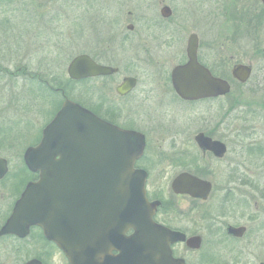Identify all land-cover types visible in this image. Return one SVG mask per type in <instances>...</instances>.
Here are the masks:
<instances>
[{
	"label": "flooded vegetation",
	"instance_id": "obj_1",
	"mask_svg": "<svg viewBox=\"0 0 264 264\" xmlns=\"http://www.w3.org/2000/svg\"><path fill=\"white\" fill-rule=\"evenodd\" d=\"M77 3L84 5L86 27L85 49L76 55L85 54L110 71L70 78L75 83L83 82L85 89H102L98 94L89 93V98L99 104L76 102L103 121L141 135L143 148L133 169L146 174L145 210L154 205L152 222L183 237L169 240L166 264H264L261 259L254 258V263L247 259L252 248L264 250V0H72L73 6ZM42 56L33 70L28 60L14 72L0 64V77L21 73L30 83L26 89H0V148L8 152L0 156L6 162V171L0 177V229L26 186L40 179L39 171L27 166L25 154L40 143L45 127L61 106L55 102L52 108L42 107L41 112L37 106H27V89L41 93L43 98L45 89L55 94L60 89L56 61L43 65L47 58ZM193 57L205 72H195L192 66L180 75L204 76L209 72L226 81L228 87L222 89L229 91L195 99L180 96L172 77ZM244 71L248 74L242 81L238 76ZM232 89H245L250 100L245 111H237ZM209 106L215 107L216 114L207 123L190 132L183 124L178 130L174 127L170 115L185 121L202 115L203 107ZM27 111L37 113L40 123L27 122ZM237 119L243 120L242 127H238ZM138 138H132V146ZM155 141L163 144L154 147ZM237 141H246L240 144V150L258 158L255 164H260L245 166L257 167L259 176L253 180L239 176L245 179L242 183L236 175ZM11 146L20 165H11ZM173 159H178L175 166L179 171L169 187L174 195L184 198H160L150 192V170ZM211 164L217 167L215 175L221 177L219 188L228 191L215 200L216 204L227 208L209 207L213 205L215 184L203 175ZM181 173L208 182V190L198 196L174 192L172 181ZM237 184L248 185V191H237ZM90 227L88 223V231ZM133 234L132 228L123 231L124 236ZM0 243V264H56L58 259L60 264H68L63 250L45 236L40 225H30L24 235L4 233ZM117 253L111 250V254Z\"/></svg>",
	"mask_w": 264,
	"mask_h": 264
},
{
	"label": "water",
	"instance_id": "obj_2",
	"mask_svg": "<svg viewBox=\"0 0 264 264\" xmlns=\"http://www.w3.org/2000/svg\"><path fill=\"white\" fill-rule=\"evenodd\" d=\"M197 65L193 57L176 69L172 81L180 88L175 89L180 96L195 99L229 91L222 89L228 87L226 81L209 72L204 76L180 75L192 66L195 72H205ZM109 71L85 54L76 55L67 65L72 79ZM243 74L238 76L242 81L248 72ZM188 86L214 89H184ZM133 137H139L135 147L131 145ZM140 137L137 132L103 121L65 97L40 143L25 154L27 166L38 170L40 179L26 186L0 235H24L30 225L36 224L59 245L68 264H166L169 240L183 237L152 222L154 205L145 210L146 174L133 169L143 148ZM5 167V160L0 158V177ZM207 183L181 173L173 179L171 188L176 193L198 196L208 190ZM127 228L134 229V234L124 236ZM112 249L118 253L111 254Z\"/></svg>",
	"mask_w": 264,
	"mask_h": 264
},
{
	"label": "rangeland",
	"instance_id": "obj_3",
	"mask_svg": "<svg viewBox=\"0 0 264 264\" xmlns=\"http://www.w3.org/2000/svg\"><path fill=\"white\" fill-rule=\"evenodd\" d=\"M84 10L83 3H77L73 6L72 0H51L47 3H40L39 0H0V64L5 65L8 67L9 71L14 72L16 67L24 64V60H28L29 62L27 61L26 63L30 66L29 68L33 70L35 69V66L39 64L37 60L43 55L42 57L47 58V61H45L43 65H51L53 59L58 65L60 83L58 94L50 93L46 89H43V98L40 96L41 93H34L27 89V106H37L39 107L38 111L41 112L42 107L52 108L55 102L61 105L63 94L69 99H73L83 105H93L94 103L96 105L99 104L97 103L99 101L89 98V93L95 92L98 94L101 93L102 89H85L83 82H73L66 72V67L71 58L76 54L83 52L85 49L86 26L83 24ZM42 24L46 25L42 26ZM55 32L57 36L54 35ZM25 79L26 77H22L21 73H19L17 77H8V75L0 77V89H26V87L30 86V83H26L28 79ZM110 91L114 96V89H111ZM232 93L237 102V104L235 103L237 111H245L248 108L247 103L250 102L245 95V89H232ZM45 96H47V98ZM52 98H54V101ZM214 108L215 107L211 106L203 107L204 112L202 115L198 114L194 117H187L185 121L175 118L174 115L170 116L174 119V127L176 130H178L181 124H183L184 126H187V129L190 132L205 124V121L207 123V121L210 120V117L216 114ZM201 109L202 108H198L197 111H200ZM37 117H39L37 113L27 111V122L35 123L40 121ZM236 123L238 127L243 126V120L237 119ZM41 127L42 126L39 125L37 126V129L40 130ZM10 130L11 132L14 130L11 125ZM27 137L30 138V134H27ZM16 140L17 143L20 144V141H18V139ZM154 143V147L163 144L161 141H155ZM245 143L246 141L236 142V175L237 177L241 176L243 178L252 179V177L259 176L255 170V168H258L250 167L248 169V167L245 166H259L260 164H255L259 160L258 158L250 153L240 150V144ZM11 149L13 155L8 157L11 161V165H20L19 158L14 156L16 151L12 146ZM7 154L8 152L5 151V149L0 148V156H6ZM158 160L159 158L157 161ZM175 163H178V159L160 162L152 167L149 176V189L152 194H157L160 198H184L182 195H174L169 187L171 179L179 171L177 166H175ZM216 168L215 165L211 164L208 171L203 175L211 181H214L215 184V190L211 195L212 202H210V204L213 205H210L209 207L214 209L217 207H219V209L227 208V206H217L218 204L216 203L218 202L215 201L218 197L222 198L224 193H228L227 190L219 188L221 177L215 175L214 170ZM224 168L225 167H219V169L222 170ZM262 176L264 180V173ZM241 177H239L237 181L242 183L245 179ZM247 186L248 185L246 184H237L236 188L237 191L244 194L248 191ZM254 258L264 261V250L261 251L259 246L252 248V253L247 257V259H250L253 263L255 262ZM60 263L61 260L58 259L56 264Z\"/></svg>",
	"mask_w": 264,
	"mask_h": 264
}]
</instances>
